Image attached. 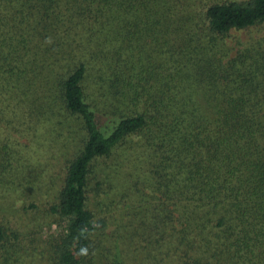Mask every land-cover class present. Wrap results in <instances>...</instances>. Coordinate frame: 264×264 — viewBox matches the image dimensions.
<instances>
[{
  "label": "trees",
  "instance_id": "obj_1",
  "mask_svg": "<svg viewBox=\"0 0 264 264\" xmlns=\"http://www.w3.org/2000/svg\"><path fill=\"white\" fill-rule=\"evenodd\" d=\"M263 24L264 0H0V184L28 96L73 123L59 177L8 194L0 264H133L138 209V264H264V33L238 36Z\"/></svg>",
  "mask_w": 264,
  "mask_h": 264
},
{
  "label": "rangeland",
  "instance_id": "obj_2",
  "mask_svg": "<svg viewBox=\"0 0 264 264\" xmlns=\"http://www.w3.org/2000/svg\"><path fill=\"white\" fill-rule=\"evenodd\" d=\"M263 33L264 24L238 33V36L242 40H247L249 35L262 36ZM21 106L20 108L18 107L19 109H14L15 114L18 117L20 115L24 125L32 130L33 139L26 146H15L16 152L14 153L13 166L4 172L2 177L4 180L0 184V192L6 196L0 202V214L1 216L5 215L6 221H10L15 226L18 225L14 218L23 221L21 220L23 214L19 208L9 202V198L13 195L8 194H12L14 190H19V188L21 189L22 186H26L28 191L31 192L36 189L39 191L43 185L48 184L47 180L50 179L51 174L54 175L55 179L59 177L58 173L62 172L58 165V158L64 159L70 154V129L73 126V123L64 121L59 124L56 118H45L44 113H39L38 110L32 108L29 96L27 101ZM64 145H66V149H63ZM44 171H47L49 175L45 174ZM142 196L147 197L143 194ZM134 198L137 200L138 196L134 195ZM145 212V209H138L137 214L129 215L127 218L124 217L126 228L114 229V231H118L116 236H120L123 241L121 247L124 248V251L126 250V255L134 257V259H131L133 264H138V260L135 257L146 262L149 256H154L158 260L156 252L152 248H148V245H145L144 239L148 233L145 229L136 227V223H139ZM53 228H56V226ZM8 232L9 230H7Z\"/></svg>",
  "mask_w": 264,
  "mask_h": 264
}]
</instances>
